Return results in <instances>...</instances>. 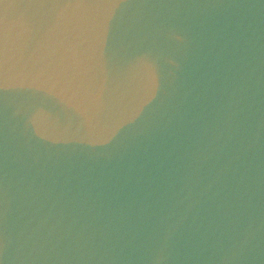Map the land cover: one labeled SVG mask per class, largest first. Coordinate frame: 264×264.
I'll return each mask as SVG.
<instances>
[{
	"label": "water",
	"instance_id": "1",
	"mask_svg": "<svg viewBox=\"0 0 264 264\" xmlns=\"http://www.w3.org/2000/svg\"><path fill=\"white\" fill-rule=\"evenodd\" d=\"M0 264H264V0H0Z\"/></svg>",
	"mask_w": 264,
	"mask_h": 264
}]
</instances>
